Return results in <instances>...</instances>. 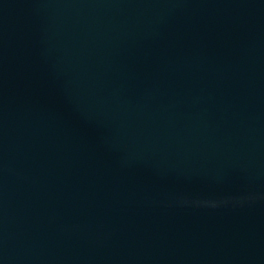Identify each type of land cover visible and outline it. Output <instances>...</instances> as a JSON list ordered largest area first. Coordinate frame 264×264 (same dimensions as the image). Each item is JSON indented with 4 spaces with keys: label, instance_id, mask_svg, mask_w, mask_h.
Listing matches in <instances>:
<instances>
[{
    "label": "water",
    "instance_id": "95a60500",
    "mask_svg": "<svg viewBox=\"0 0 264 264\" xmlns=\"http://www.w3.org/2000/svg\"><path fill=\"white\" fill-rule=\"evenodd\" d=\"M0 264H264V0H0Z\"/></svg>",
    "mask_w": 264,
    "mask_h": 264
}]
</instances>
